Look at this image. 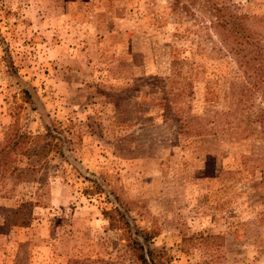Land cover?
<instances>
[{"label": "rangeland", "instance_id": "1", "mask_svg": "<svg viewBox=\"0 0 264 264\" xmlns=\"http://www.w3.org/2000/svg\"><path fill=\"white\" fill-rule=\"evenodd\" d=\"M233 1L264 44V0ZM242 82L170 0H0V142L25 135L21 175L0 166V264H130L114 208L163 264H264V106Z\"/></svg>", "mask_w": 264, "mask_h": 264}, {"label": "trees", "instance_id": "2", "mask_svg": "<svg viewBox=\"0 0 264 264\" xmlns=\"http://www.w3.org/2000/svg\"><path fill=\"white\" fill-rule=\"evenodd\" d=\"M172 9L180 12H188L191 16L203 24V27L215 34L219 46L225 54L231 58L236 68L241 73L244 80L240 84L241 88L246 90L249 95L252 92H258L262 98L264 106V44L259 38L258 31L248 23V15L238 11L237 3L233 0H170ZM29 101L30 92L27 89L22 90ZM176 95V94H175ZM179 96V93L177 94ZM259 126L264 129V107L259 108L256 117ZM186 123L180 125L184 131ZM187 127V126H186ZM59 129L52 124L44 125L45 142L40 146L42 153L53 151L63 155V140L58 134ZM25 135L14 130L13 133L0 142V166H3L8 172H18L21 175V169L16 166H7L10 153L20 148ZM121 218H113L112 212H104L111 221H121L122 227L127 233L126 240L131 248L134 258L130 264H163L164 250H153L150 247L151 234L135 225H130L127 218L119 212ZM216 236L208 234H196L188 236V240L203 244L207 255L216 252ZM213 249V250H212Z\"/></svg>", "mask_w": 264, "mask_h": 264}]
</instances>
